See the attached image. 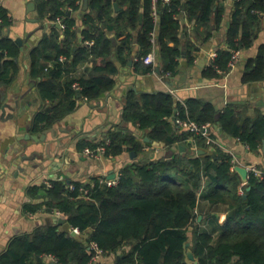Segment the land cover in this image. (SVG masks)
<instances>
[{
	"label": "trees",
	"instance_id": "16d2710c",
	"mask_svg": "<svg viewBox=\"0 0 264 264\" xmlns=\"http://www.w3.org/2000/svg\"><path fill=\"white\" fill-rule=\"evenodd\" d=\"M228 1H160L156 19L152 0H119L127 9L103 21L100 27L97 22L112 11V0H89V9L82 18L85 28L79 37L74 12L81 8L82 0H36L40 17L55 23L52 31L30 53L32 76L40 79L39 93L53 102L51 108L41 111L33 121L35 131L48 128L71 114L77 107L79 91L80 97L96 100L114 87L115 80L110 75L118 68L108 59L114 45L107 30L117 31L119 52L129 48L130 57H133L134 31L141 23L136 40L140 48L136 54V70L154 71L152 66L145 64L144 57L158 45L162 72L176 75L181 56L180 16L186 14L195 22L196 29L214 22L210 25L211 34V30L221 28ZM59 20L65 25L63 34L56 25ZM0 21L10 24L7 10L2 7ZM263 22L264 0H232L226 44L210 61L206 75L219 78L229 72L233 53L255 45ZM154 30L157 32L155 40ZM87 40H95L94 45L87 44ZM170 42L175 45L171 46ZM49 50L56 62L53 67H45L40 61ZM20 55L18 43L9 36L0 38L1 86L11 84L12 78L7 79V73L11 68L17 72ZM61 56L66 59L61 61ZM90 58L96 61L93 75L89 79L71 78L79 63ZM99 58L104 62L99 64ZM65 77L66 82L59 81ZM243 81L247 84L264 81V44L255 57L247 60ZM4 98L0 93V110ZM175 103V97L169 92L144 96L131 92L123 119L150 130L151 139L167 147L185 144L192 148L196 145L199 150L205 149V154L197 156L175 151L169 156L127 165L114 186L97 179L94 187L71 182L75 186L71 189L68 180H54L52 186L44 188L50 198L45 212L61 211L62 217L68 220V227L41 225L33 232L15 236L0 254V264H89L95 255L91 248L93 242L103 255L117 253L124 244L130 243L131 250L122 255L119 264H190L186 244L191 228L194 229L193 250L198 264H264V176L250 172L248 183H244L226 149L216 143L208 144L202 133L193 134L190 129L176 134L179 129L188 128L191 120L200 125L219 124L232 139L256 151L264 145V114L251 119L229 106L218 117L216 107L202 99L193 98L185 104L178 103L177 107ZM210 136L214 137L213 133L210 132ZM99 144L106 145L107 156H118L125 150L141 151L143 146L124 128L110 130L99 143L83 142V147L96 148ZM205 186L209 187L205 197L211 203L227 204L232 210L216 241L212 232L198 227L195 209ZM85 187L90 188L89 196L83 195ZM40 188L31 187L29 191L34 195ZM28 207L32 211L38 209ZM73 228H79L81 235H72ZM49 256L55 257L57 263L47 261Z\"/></svg>",
	"mask_w": 264,
	"mask_h": 264
},
{
	"label": "crops",
	"instance_id": "0c3cea01",
	"mask_svg": "<svg viewBox=\"0 0 264 264\" xmlns=\"http://www.w3.org/2000/svg\"><path fill=\"white\" fill-rule=\"evenodd\" d=\"M31 1L36 3V0H0V7L7 10L10 20V24H3V27L11 28V34H7V36L16 43H18L16 38L23 40V47L19 45L21 55L18 58V70L15 73V69L11 68L7 73V79L12 78L11 84L9 86L0 85V93L5 95L3 105L9 104L5 110H3V106L0 110V254L6 251L10 241L15 236L33 232L38 226L48 225V219L55 216L54 213L45 212L46 202L50 198L47 196V191L44 190L48 186H44V182L65 179L84 185H92L97 179L100 181L110 179L109 177L112 175H116L113 179L119 177L122 169L127 165L169 156L175 151L183 154L203 155L198 153L199 148L196 145L191 148L185 144H176L175 147L170 148L158 140L145 141V137L151 138L149 136L150 130H143L139 124L123 119L129 93L134 92L138 96H144L169 92L175 97L177 103L185 104L190 99L198 98L211 102L220 113L232 106L240 110L243 117L256 119L260 113L264 114V81L254 82L253 85L243 81L247 60L255 57L260 46L264 44V22L255 45L249 50L242 51L241 59L236 67L231 68L229 72L224 73L219 78H211L205 73L212 60L211 53L218 51L226 44V32L232 9V0H229L221 28L216 31L211 30V34L209 32L210 25H213L214 22L209 25H201L196 29L195 22L191 21L186 14L180 16L179 49L181 56L178 58L180 64L179 72L176 75L164 74L163 72L159 75L155 72L157 57L159 56L158 45L152 51L156 56L155 63H145L152 66L154 71L143 73L136 70L135 65L138 60L136 54L140 49L136 40L141 23L134 31L135 40L131 50L133 57H130L129 48L119 52L120 40L117 37V31L107 30V34L113 40L114 45L113 52L108 59L116 63L118 68L116 73L110 75L115 80L114 87L104 92L96 100H86L79 97L76 109L62 122L64 131L60 132L58 140H55L51 134L44 142L20 139L22 135L20 129H24L26 125L33 123L41 111L53 106L51 100L44 99L39 93L40 79L32 76L30 53L39 45L44 36L52 31L53 25L51 24L55 22L40 17L37 3L36 8L29 11L28 5ZM112 3V11L105 13L102 21L97 22L100 27L103 26V21L114 18L118 16L121 10L127 9V5L120 4L119 0H112ZM83 5L84 0H82L81 8L74 12L78 20L79 37L82 36L85 28L82 21ZM143 11L144 8L141 6V12L143 13ZM32 17H39V20L37 22L31 21ZM58 23H61V27L58 29L63 34V23L61 20ZM61 36L63 38V35ZM91 41L93 44L89 43ZM86 43L94 45L95 40H87ZM170 45L174 46L175 43L170 42ZM40 61L45 67H53L56 63L53 52L50 50ZM130 61H133L132 65H130ZM95 62L92 58L80 62L71 78L89 79L94 73ZM97 62L101 64L104 59L99 58ZM32 81L35 82L34 89L30 86ZM59 81L66 82L67 78H61ZM15 99L19 100L20 104L15 103ZM219 126L221 127V125ZM120 128L130 130L137 140L142 142L141 151L125 150L118 156L108 155L104 158H91L83 153V142L99 143L105 139L110 130ZM187 129L189 128L185 126L175 133L179 134L183 132L182 130L188 132ZM211 129L210 132L213 133L216 143L224 149H230L234 152L239 157L242 166L247 168L256 166L264 171V145L261 149L253 151L248 145L225 135L222 127V130H219L213 125ZM192 139L190 138V141ZM54 141H61V143L57 142V145L49 150L48 145ZM180 145L187 146L189 151H181ZM47 150L58 161L62 159L70 161L71 176L63 171L49 170V166L44 165L47 160V153H45ZM132 151L137 153L134 157L131 156ZM204 151L206 150L204 149ZM24 157H28V159L25 160ZM35 186L42 188L32 195L29 190ZM208 191L209 187L205 186L200 194L195 212L198 214V227L201 230L212 232L216 241L220 236V228L226 223L232 210L227 204L211 203L205 197ZM28 205L36 206L38 209L32 211ZM67 227L68 223L62 225L61 229ZM193 230L191 228L189 232L190 246L188 247L186 244V253L189 249L194 252ZM131 248L132 245L126 243L117 253L102 254L97 259H92L90 263L119 264L122 255L130 251ZM46 259L47 261L51 260L50 256ZM189 262L190 264H198L191 259Z\"/></svg>",
	"mask_w": 264,
	"mask_h": 264
},
{
	"label": "water",
	"instance_id": "95a60500",
	"mask_svg": "<svg viewBox=\"0 0 264 264\" xmlns=\"http://www.w3.org/2000/svg\"><path fill=\"white\" fill-rule=\"evenodd\" d=\"M28 6H29V11H33L36 8V3L34 1H31ZM88 9H89V0H84L82 13H85L86 11H88ZM38 18L39 17H32L30 20L37 22L39 20ZM51 25H54V24H51ZM56 25L59 28L61 27L60 23H57ZM7 34L8 35L11 34V28L10 27H3V23L0 21V36H7ZM16 41L19 43V45H21L23 47V40L21 38H16ZM132 64H133V61H130V65H132ZM155 72L159 75L162 74V64H161L160 59L158 57H157V67L155 68ZM248 84L253 85L254 83H248ZM30 86L34 89L35 88V82L34 81L30 82ZM80 96H81V93L79 91V97ZM17 102L19 103V100L15 99V103H17ZM177 105H178V103L176 102L175 106L177 107ZM7 106H9V104L3 105V110H5ZM220 114L221 113L219 112L218 117L220 116ZM175 119H176V117H175ZM63 120H65V118L57 121L52 126H50L48 128H44L43 130L38 131V132L35 131V123L34 122L31 124H28L25 126L24 129H20V133L22 134L20 139L23 138V139H27V140H34L36 142H44L47 140L48 135L51 134V136L55 140H58L60 132L64 131L63 126H62ZM215 127L219 128V130H222L221 127L219 126V124L215 125ZM211 130H212L211 128L208 129L209 132ZM224 134L227 135L226 133H224ZM144 139L147 142H153L152 139L149 137H145ZM57 142L58 141H54V142L50 143L48 145V149L50 150V148H53L55 145H57ZM58 143H61V141H59ZM179 149L181 151H189L187 146H184V145H180ZM49 150H47L45 152V153H47L46 154L47 160L44 163V165L49 166V170L63 171V172H66L68 176H71V174H70V172H71L70 161L68 159H66V160L62 159L59 161L56 160V157L54 155H52ZM198 153L204 154V153H206V151L201 149L198 151ZM136 154L137 153L134 151L131 152L132 157H134ZM24 159L27 160L28 157H24ZM235 169L240 173L243 182L248 183V181H249V170H248V168L245 166H242V165H238L235 167ZM115 176L116 175H112L109 178L113 179ZM69 182H71V180H69ZM43 185L45 186L47 184L44 182ZM67 223H68V220L64 217H61V216L55 215V216H52L50 219H48V225L62 226V225H65ZM72 235H74V236L77 235V232L74 231L73 229H72ZM187 246L188 247L190 246L189 242L187 243ZM187 254H188L189 259H191L192 261H195V263H198L196 258H195L194 252L191 249H189L187 251Z\"/></svg>",
	"mask_w": 264,
	"mask_h": 264
},
{
	"label": "built area",
	"instance_id": "2783aa9c",
	"mask_svg": "<svg viewBox=\"0 0 264 264\" xmlns=\"http://www.w3.org/2000/svg\"><path fill=\"white\" fill-rule=\"evenodd\" d=\"M152 1H153V7H154V16H155L156 19H158V12H157V4H158V2L163 1V2L168 3L171 0H152ZM0 5H1V3H0ZM62 26L65 28L64 24ZM156 34H157V32L154 30L152 32L153 40L156 39ZM89 43L93 44V41H91ZM241 54H242L241 50H237V51H235L233 53L232 59L230 61L231 68L236 67L238 65V63H239V61L241 59ZM216 56H217V51H213L211 53L212 59L215 58ZM65 59H66L65 56H61L60 57L61 61H64ZM155 61H156V56H155L154 52L149 53L147 56L144 57V62L147 63V64H154ZM76 86L79 88L78 84ZM177 122L178 123H182L181 120H179V121L177 120ZM212 126L213 125H211V124L200 125L197 122L192 121V120L188 124V128L190 129V131L193 134H199V133L201 134L202 133L206 137V140H207L208 144H213V143L215 144L216 143L215 139L212 136H210V132L208 131V129L212 128ZM227 151L232 155V163H233L234 167H236L238 165H242L241 162H240L239 157L234 152H232L230 149L227 150ZM83 153L85 155L91 157V158H104L105 156H107L106 145L105 144H99L96 148L86 147L84 149ZM248 170H249V173L252 172L256 176H259V177H263L264 176V171L259 169L256 166H249ZM119 179H120V176L115 178V179L102 180L101 182H105V183H107L110 186H114V185H117L119 183ZM61 181H66V180L62 179ZM46 184L48 186H52V182H50V181H48ZM69 185H70L71 189L75 188L74 184H72L71 182L69 183ZM94 186H95V183H93L91 185V187H94ZM82 191H83V195L84 196H89L90 195V188H88V187L82 188ZM53 213L55 215H57V216H61V217L63 216V213L61 211H59V210H56ZM73 230L76 231L77 234H80L79 228H73ZM91 248L95 251V255L92 258L93 260L97 259L98 257H100L102 255V250L98 247V245L95 242H93L91 244ZM50 259L53 260L54 263H57V259L55 257L50 256Z\"/></svg>",
	"mask_w": 264,
	"mask_h": 264
}]
</instances>
